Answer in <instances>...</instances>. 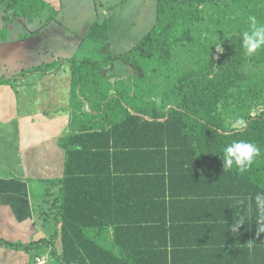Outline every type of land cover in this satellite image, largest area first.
I'll list each match as a JSON object with an SVG mask.
<instances>
[{
	"label": "trees",
	"instance_id": "obj_1",
	"mask_svg": "<svg viewBox=\"0 0 264 264\" xmlns=\"http://www.w3.org/2000/svg\"><path fill=\"white\" fill-rule=\"evenodd\" d=\"M156 1L154 24L132 49L67 61L72 132L59 140L63 176L49 182L58 188L46 203L57 226L51 253L59 264H264L254 203L264 192V112L240 115L243 128L226 117L229 99L260 96L252 93L258 80L249 81L244 70L249 59L241 34L223 41L219 61L177 76L159 100L148 98L155 88L148 81L170 65L177 46L194 44L193 26L204 21L203 7L211 2ZM47 6L0 0V40H7V26L33 22ZM253 61L264 63V56ZM61 66L39 65L11 79L54 74ZM112 78L121 86L112 89ZM11 79L0 75V86ZM238 140L255 143L260 155L246 172L224 171L219 154ZM240 216L245 224L232 233ZM108 229L109 247L99 241Z\"/></svg>",
	"mask_w": 264,
	"mask_h": 264
},
{
	"label": "crops",
	"instance_id": "obj_2",
	"mask_svg": "<svg viewBox=\"0 0 264 264\" xmlns=\"http://www.w3.org/2000/svg\"><path fill=\"white\" fill-rule=\"evenodd\" d=\"M52 23L28 33L41 36ZM28 38L10 34L0 40V75L11 79L36 67L12 55L13 48ZM84 45L85 40L77 52L83 53ZM68 60L54 74H27L0 86V264H37L42 258L46 264H59L51 253L52 246H58L57 240L51 242L57 226L46 203L58 189H51L49 182L64 172L65 152L59 140L72 132ZM105 232L99 241L109 247L112 229ZM4 243L28 247L17 249Z\"/></svg>",
	"mask_w": 264,
	"mask_h": 264
},
{
	"label": "rangeland",
	"instance_id": "obj_3",
	"mask_svg": "<svg viewBox=\"0 0 264 264\" xmlns=\"http://www.w3.org/2000/svg\"><path fill=\"white\" fill-rule=\"evenodd\" d=\"M45 1L48 6L38 18L30 24L14 22L8 34L14 38L22 37L53 22L41 36H29L27 41L13 48L14 57L31 62L34 66L59 59L61 62L81 58L103 60L110 55L127 52L154 24L157 3L156 0ZM51 16L52 21L45 23ZM249 16H255L258 22L264 23V3L256 6L244 0H211L204 5V21L193 26L194 44L175 48L170 65L160 70L159 77L148 81L150 86H155L148 93V98L159 100L177 76L209 61H219L221 52L216 51L215 45L219 43L222 48L225 39L247 30ZM2 24L0 19V29ZM84 40V51L79 53L77 48ZM259 55L264 56V49L251 56L247 55L249 61L244 70L249 81L258 80L257 89L252 93L258 92L260 96L256 99L242 98L239 102L232 98L227 102L232 111L226 117L234 128L238 127L235 122L240 115L254 116L264 112V63L253 61ZM121 81L129 87L126 78ZM110 83L112 89L121 86L116 78H112ZM105 234H100V239Z\"/></svg>",
	"mask_w": 264,
	"mask_h": 264
},
{
	"label": "clouds",
	"instance_id": "obj_4",
	"mask_svg": "<svg viewBox=\"0 0 264 264\" xmlns=\"http://www.w3.org/2000/svg\"><path fill=\"white\" fill-rule=\"evenodd\" d=\"M248 21V29L241 33V47L247 55L251 56L264 49V23L258 22L255 16H249ZM215 48L217 52L223 51L219 43L215 45ZM235 123L236 126L243 128L246 122L241 118ZM219 155L223 162L224 171L235 168L243 173L251 168L255 159L260 155V148L253 142L238 140L225 146ZM236 203L242 204L243 201L237 198ZM254 203L258 212L256 218L258 224L257 234L264 233V192L257 193L254 196ZM244 224L245 217L240 216L231 225L230 231L236 233L237 229Z\"/></svg>",
	"mask_w": 264,
	"mask_h": 264
},
{
	"label": "built area",
	"instance_id": "obj_5",
	"mask_svg": "<svg viewBox=\"0 0 264 264\" xmlns=\"http://www.w3.org/2000/svg\"><path fill=\"white\" fill-rule=\"evenodd\" d=\"M37 264H46V260L44 258L38 259Z\"/></svg>",
	"mask_w": 264,
	"mask_h": 264
}]
</instances>
